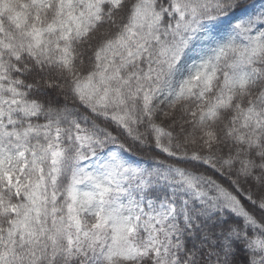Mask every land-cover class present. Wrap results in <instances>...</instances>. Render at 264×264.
I'll list each match as a JSON object with an SVG mask.
<instances>
[{"label":"snow or ice","instance_id":"6c2138e0","mask_svg":"<svg viewBox=\"0 0 264 264\" xmlns=\"http://www.w3.org/2000/svg\"><path fill=\"white\" fill-rule=\"evenodd\" d=\"M0 264H264V0H0Z\"/></svg>","mask_w":264,"mask_h":264}]
</instances>
